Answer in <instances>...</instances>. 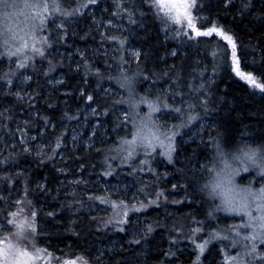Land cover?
Wrapping results in <instances>:
<instances>
[{
  "label": "trees",
  "instance_id": "trees-1",
  "mask_svg": "<svg viewBox=\"0 0 264 264\" xmlns=\"http://www.w3.org/2000/svg\"><path fill=\"white\" fill-rule=\"evenodd\" d=\"M83 2L63 0V7L72 11ZM90 9H93L92 14H89ZM199 11L207 18L204 21L207 26L216 24L234 36L241 69L252 72L264 82V0H251L246 9L242 8V0H234L227 6L226 0H203ZM80 13L56 16V30L41 33L48 38L51 47L42 44L45 57L37 56L27 67L31 79L26 89L32 97L28 104L16 101L8 89L0 91V112L3 113L0 159H5L0 165V193L2 197L14 199L13 208L4 200L0 201L4 210L0 219L9 218L7 213L18 207L27 208L26 204H15L17 199H25L27 191V198L32 200L37 212L39 234L35 242L56 255L84 254L91 264H194V245L189 239L194 221H200V226L211 230L217 226L219 216L210 212L214 211L210 198L205 199L194 191L202 188L203 178L182 168L179 160L216 162L220 152L215 149L214 140L227 148L243 146L246 142L256 147L264 145V93L249 87L228 69L222 58L214 57L213 52L219 51L215 44L188 40L173 24L158 17L144 0H97L96 4L81 8ZM101 23H111L110 29L105 27V36L98 28ZM110 36L122 39L123 49L110 41ZM101 44L110 49L109 55H103ZM129 46L140 53L136 63L126 55ZM59 74L63 83L55 86L51 80H59ZM124 75H130L131 80L138 79L134 83L136 88L149 84L151 94L144 97L153 100L157 96L166 97L168 103L175 98L181 104L186 103V107L179 105L184 119L190 114L195 117L193 122L205 119L213 124L201 142H178L174 162L168 166L172 176H161L167 178V187L173 186L170 178H176L184 196L176 197L173 202L168 197L165 201L171 204L148 210L149 225L141 234L130 231L131 220L129 228L124 225V231H117L112 223H107L112 218L110 213L98 214L90 208H80L72 203L73 199L77 201L78 195L63 197L70 191L69 179L100 174L103 164L96 153L98 149L128 134L122 130L124 124L116 111L128 106L120 101L130 102L131 99L117 97L114 93L102 94L104 86L118 89L112 80L119 81ZM165 88L169 89L164 91ZM87 95L94 97L93 102L86 101ZM142 95L143 92L139 97ZM88 106H95L104 114L112 128L108 132L112 130L113 137L104 141L95 136L94 145L85 148L80 141L84 137L73 136L81 131L76 127L88 122L83 117ZM18 115L22 121L19 125L15 121ZM68 116L77 118L70 120ZM28 134L32 137L46 135L50 146L38 150L34 142L29 146L25 142L11 149L16 136ZM58 139L61 147L56 149ZM25 148L29 151H24ZM153 166L157 167L158 163ZM138 181L144 185V179ZM187 199L194 203L185 205ZM137 240L139 243L135 242ZM219 244L224 243L219 241L209 246L201 257L202 264H222Z\"/></svg>",
  "mask_w": 264,
  "mask_h": 264
},
{
  "label": "snow or ice",
  "instance_id": "snow-or-ice-1",
  "mask_svg": "<svg viewBox=\"0 0 264 264\" xmlns=\"http://www.w3.org/2000/svg\"><path fill=\"white\" fill-rule=\"evenodd\" d=\"M144 2L149 5L150 9L154 10L158 17L179 26V29H183L180 34L187 37L188 40H196L201 44H215L219 51L218 53L213 52V56L222 58L228 69L240 80L246 82L249 87L264 93V82H261L260 78L253 75L252 72L241 69L238 42L234 36L216 24L207 26L204 23L207 18L202 17L199 11L203 0H144ZM233 2L234 0H226V6ZM250 2L251 0H242V8L246 9ZM96 3L97 0H84L79 7L68 11L63 7V0H24L23 9H30L26 13L23 10L17 11L21 6L16 3V0H0V20L5 22L3 28H0V60L7 59L14 63L16 68L24 69L29 66L28 60L30 58L25 55L27 52L30 51L40 58H44V49L37 47V45L43 44L51 47L48 38L40 36L41 32L47 30L49 22H54L56 16L76 15L80 13L81 8H87ZM16 16L26 17L23 26L18 23L16 27H12L6 23ZM194 21H200L199 26ZM59 26L62 27V25ZM213 37L218 39H200ZM108 39L117 43L119 49H123L124 41L122 39L115 36H110ZM220 41L224 43L221 44ZM172 54L176 55L175 52ZM135 56L138 58L140 53H135ZM21 57L24 59H20ZM229 60L230 63H228ZM96 74H99L98 70ZM0 81H3L0 84V91L3 90V87H11L12 85L11 79H5L4 76H0ZM60 82L63 83V81ZM176 94L178 93H173V95ZM81 95L83 96L84 93L81 92ZM93 100L92 95L86 96V101L93 102ZM165 101L166 97L161 98V96H157L155 101L145 97L140 98L138 102L133 100L129 107L136 117H139L140 113L135 110L141 104L148 109L139 123L128 119V113L125 112L126 119L123 123L131 122L132 130L129 131L128 136L119 140V147L115 150L124 153L123 161L137 171H153L151 167H143L150 164L147 158L153 155L163 156L169 163L173 162V154L177 151L175 138L179 132L169 129L166 119L161 123L163 118L159 114L162 111L169 112V115L175 113V119L179 120L183 110L180 107H172ZM120 103L129 102L120 101ZM93 112L95 113V109ZM2 115L3 113L0 112V117ZM67 118L71 120L77 117L68 116ZM193 119L195 117H188V120ZM60 147L61 142L58 139L55 148L59 149ZM24 151L27 152L29 149L25 148ZM2 155L0 153V156ZM137 156L144 157V159L137 160ZM221 157H223L222 151ZM112 159H116V157L113 156ZM232 160L237 161L238 166L233 167L228 160L222 159L223 167L216 171L212 180L204 185V189L208 190L210 197L220 201L216 211H222L226 216L240 217L241 220L239 223H233L224 231L216 229L215 226L211 230H206L200 226V221H194L195 226L191 229L189 237L190 242L194 245L193 252L197 253L194 264H202L201 257H203L208 246L219 241H230V245L225 244L224 248L231 246L238 249L234 255L225 254L222 264H264V145L246 147L241 150V155L232 156ZM133 161L135 163H132ZM4 163L5 159H0V165ZM137 164L142 167L137 168ZM250 172H254L255 175L249 178L247 184L237 181V177L241 173ZM107 174L110 175L111 173ZM153 195L156 196V199L147 203L141 202L139 207L135 203L129 204L123 200L119 204L113 202L112 208L123 207L125 211H123L120 219L109 220L107 223L126 224L129 222L126 218L130 211H146L150 205L159 207L158 201L161 198L166 199L163 191L153 193ZM89 199L108 203V199L102 196L89 197ZM2 200L4 197L0 196V201ZM15 204H26L27 208L18 207L17 210L7 213L9 218L0 219V264H91V260L84 254L56 255L47 247L38 246L35 242L36 236L39 234L36 224L37 212L33 209L32 200L27 198V191H25V199H17ZM28 209L32 210L25 215ZM3 214L4 210L0 205V216ZM211 215L209 213V216ZM21 216L23 218L18 219ZM116 230L122 232L124 228L120 227ZM148 231L151 232L152 228L149 227ZM5 232L8 234L5 235ZM201 233L204 235H200ZM135 242L139 243L138 240Z\"/></svg>",
  "mask_w": 264,
  "mask_h": 264
},
{
  "label": "rangeland",
  "instance_id": "rangeland-1",
  "mask_svg": "<svg viewBox=\"0 0 264 264\" xmlns=\"http://www.w3.org/2000/svg\"><path fill=\"white\" fill-rule=\"evenodd\" d=\"M23 2L24 0H16V3L20 4L21 8L17 9V11L23 10L24 12H29L30 9H23ZM11 11V9H10ZM93 9L89 10V14H92ZM26 20L25 16H16L11 19H9L6 23L12 27H16V25L19 23L21 26H23L24 21ZM197 26H198V21H194ZM4 21L0 20V28H3L4 26ZM30 23V21H29ZM111 23L107 24H100L98 28L102 29V35L105 36L107 33V29H110L111 27L109 26ZM175 27L176 31L181 32L183 29H179V26L173 24ZM179 29V30H178ZM54 32L56 30V24L55 20L50 21L49 25L47 27V31ZM101 32V31H100ZM43 33V32H41ZM40 33V35H41ZM194 35V34H193ZM41 37H43L41 35ZM37 47L43 48L44 46L42 44L37 45ZM101 49L104 51L103 55H109L110 54V49H108L105 44H101ZM135 53H138V51L133 48L132 46H129L127 48V57L129 59H132L133 63H136L138 61V58L135 56ZM76 54H78L76 52ZM27 57L30 59L28 60V65L31 64L30 62L36 60L35 58L38 56L32 52H27L25 54ZM20 59H24V57H21ZM7 74V75H6ZM0 75L4 76L6 79H11L12 85L11 87H3V91L5 90H10L11 95L16 98V101H19L21 104H28V99L32 98L29 96L28 91L26 89L27 83L31 79V75L28 74L27 68L24 69H17L15 64L12 63L11 61H8L7 59L0 60ZM59 80H51V83L55 82L56 85L62 84L60 81H62V76L59 74L58 76ZM132 78L123 77L119 78L118 80H112L115 84V86L118 87V89L111 88L110 86H104L102 88V94L106 96V93H114L117 95V97H129L131 101L128 103V106L126 107H121L119 108L116 113L118 116L121 118V121L123 122L126 117H125V112L128 113V119L130 120H135V122L139 123L140 119L144 118V114L148 111L145 105L141 104L138 109H136V112L140 113L139 117L135 116V113L133 110L129 107V104L135 100L138 102L141 97L139 95L141 92H143L142 97L144 95H150L151 90L149 89V84L145 85L144 87L139 86L140 88H136L134 83L138 82V79L135 78L131 80ZM3 83V81H2ZM246 83V82H245ZM120 84V86H119ZM120 88V89H119ZM169 88H165L167 90ZM163 91V90H162ZM139 92V94H138ZM165 93V92H163ZM157 95V94H156ZM146 98V97H145ZM149 99V98H147ZM153 100V99H149ZM156 100V99H155ZM153 100V101H155ZM173 100V101H172ZM171 105H174L176 107H186V103H180L177 101L175 98H171ZM167 102V100L165 101ZM186 102V101H185ZM168 103V102H167ZM93 109H95V113L93 112ZM22 113V112H20ZM30 113L32 111L30 110ZM29 113V114H30ZM181 115V114H180ZM194 115V114H192ZM160 117L163 119L161 120V123L166 119L167 120V127L171 130L178 131L179 135L175 138V145L177 148V144L179 141H182L185 144H191L193 142H201L204 137H205V132L206 131H211V128L213 127V124L208 122L207 120L203 119L200 122H193V120H188V117L191 116L190 114L187 115L184 119V116L181 115V119L177 120L175 119L176 114L172 113L169 115V112L167 111H162L159 114ZM84 119H88V122H83V127H76V129L81 130L78 134H75L73 138L75 137L76 139L79 137V139L82 142L83 147L85 148H90L91 146L94 145V137L97 136L98 139L107 141L112 139V130L108 132L110 128V125L105 121L104 114L99 113L97 107L95 106H88L84 110L83 114ZM21 117H18L15 119L16 123L22 124V121L20 120ZM89 118H91V121H89ZM183 120V121H182ZM193 122V123H192ZM124 124V123H123ZM180 124V125H179ZM186 125V126H185ZM174 126H179V127H174ZM182 126H184L182 128ZM82 128V129H81ZM122 130L124 132L129 133V131L132 130V123L129 122L128 124H124L122 126ZM128 136H122L126 137ZM118 138L115 143H112L110 145H105L98 149L96 152L99 157L101 158L100 163L103 164L101 168H99L100 174L97 175V177H93L91 175H84L81 176V178L78 179H69V189L70 191L63 194L65 196L67 195H78V199L76 202H74V199L72 200L73 204H77L80 206V208H90L91 210L103 214H111L112 218L111 221L118 220L122 217L123 211L125 209L123 207H117V208H112L111 204L113 202L119 204L121 200L125 201L126 203H135L137 207L140 206L141 202H149L151 200L156 199V196L153 195V193H158L160 191H163L165 194L166 198H171L170 201L173 202V200L176 199V197H182L184 196L183 190L180 188V183L177 181V179H173L174 177H171L170 180L173 181V186L167 187L165 178H163L161 175L165 176H172L173 172H170L168 170V166L172 165L175 159V153L173 154V162L169 163L163 156L159 155H153L152 157H148L147 159L150 161V164L147 166L143 167H151L153 171H137L133 169L132 167L129 166L128 163L124 162L122 157L124 153H119L115 149L119 147L118 142L122 138ZM27 142L28 146L31 145L32 142H34L35 148L38 150H45L50 146V140L46 138V135L38 136V137H33L28 134V136H16V142L15 144L11 147V149L16 148V144L20 145H25ZM6 144V142H5ZM214 147L217 151L220 152V155L218 156L217 154V161H202V162H196V161H188L186 159H180L179 162L182 164V168H187L191 172L197 173L200 177L203 178L205 183L202 184V188H195V192L200 196H205V199L210 198V201L212 202L211 209L214 211L210 212H215V214H218L219 216V221L217 226L215 227L216 229H220L221 231H224L228 227H230L233 223H239L241 218L240 217H231V216H226L224 212L222 211H216L217 206L220 204V201L217 199H214L209 196L208 190L204 189V185L208 184L212 178L215 176L216 171H218L221 167H223L222 159L223 160H228L230 163H232L233 167L238 166L237 161L232 160V156L234 155H241V150L245 149L246 147H256L252 146L250 142L244 143L242 146H237V147H224L219 141L214 140ZM158 152L160 151L159 149L157 150ZM221 151L223 152V157H221ZM115 156L116 159H112V157ZM107 157V162H105V159ZM137 160L144 159V157L137 156ZM158 163V166L155 167L153 166L154 164ZM132 163H135L133 161ZM129 166V167H128ZM137 168L142 167L141 165L137 164ZM111 173L110 175L107 173ZM254 172L250 173H241L239 177H237V181L243 184H247L249 178L254 176ZM139 179H144V185L142 183H139ZM141 184V185H140ZM180 185V186H179ZM2 193H0V196ZM207 195L209 197H207ZM97 196H102L106 197L108 199V203H100L99 200L96 199H89V197H97ZM166 199L161 198L158 201L159 206L163 205H169L171 203H168L165 201ZM4 203L7 204L8 207L13 208L14 205V199L10 198L9 196H4ZM187 203L191 204L194 203L191 199L186 200ZM157 206L155 205H150L146 211L142 212H134L130 211L129 216L126 218L129 222L123 225H119L116 223H112L114 227L120 228L123 227L124 225H128L129 228V223L131 220V223L133 224L132 227H130V231H138V233H144L143 231L146 230L148 227V219H147V211L150 209H155ZM191 209H188L187 212H190ZM214 214V213H213ZM217 216V215H215ZM219 225V226H218ZM186 226V225H184ZM210 224H208L207 227H209ZM210 229V227H209ZM5 234V233H4ZM224 244H219V250L221 249V260L223 261L225 258V254L228 255H234L237 253L238 249L233 248L229 246L227 249L224 248L225 244L230 245V241H221ZM214 244V243H213ZM210 246V245H209ZM208 246V248H209ZM206 249L204 255L207 253ZM197 253H194V257ZM203 255V256H204Z\"/></svg>",
  "mask_w": 264,
  "mask_h": 264
},
{
  "label": "bare ground",
  "instance_id": "bare-ground-1",
  "mask_svg": "<svg viewBox=\"0 0 264 264\" xmlns=\"http://www.w3.org/2000/svg\"><path fill=\"white\" fill-rule=\"evenodd\" d=\"M111 60V59H110ZM122 60V59H121ZM95 75V74H94ZM175 87V86H174ZM174 92V91H173ZM180 102V101H179ZM115 110V109H114ZM115 112V111H114ZM113 114V113H112ZM129 167V166H128Z\"/></svg>",
  "mask_w": 264,
  "mask_h": 264
}]
</instances>
